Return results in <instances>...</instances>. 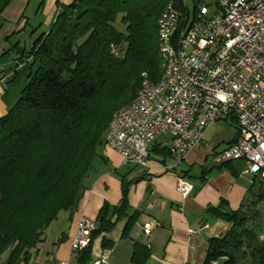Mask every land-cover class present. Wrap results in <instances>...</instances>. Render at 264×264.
Segmentation results:
<instances>
[{"label": "trees", "instance_id": "1", "mask_svg": "<svg viewBox=\"0 0 264 264\" xmlns=\"http://www.w3.org/2000/svg\"><path fill=\"white\" fill-rule=\"evenodd\" d=\"M12 1L0 0V26ZM171 1L185 12L183 0L58 4L51 29L35 40L27 54L32 59L30 79L19 101L0 117V256L9 252L7 264H28L58 215L78 207L93 161L107 145L115 113L137 97L143 73L155 82L163 77L157 26ZM119 19L125 31L117 29ZM122 184L121 204H104L94 218L92 240L103 235L106 249L113 244L107 234L119 221L126 219L127 237L139 218L137 211L129 214L125 176ZM263 203L264 179L255 176L240 208L231 210L223 200L206 209L232 228L210 240L203 264L221 257L228 258L225 264H264ZM92 240L79 252L78 264L90 260ZM134 246L133 264H145L150 250L142 243Z\"/></svg>", "mask_w": 264, "mask_h": 264}, {"label": "crops", "instance_id": "2", "mask_svg": "<svg viewBox=\"0 0 264 264\" xmlns=\"http://www.w3.org/2000/svg\"><path fill=\"white\" fill-rule=\"evenodd\" d=\"M73 0H13L3 12L0 26V117L19 101L31 75V57L27 56L35 40L51 29L59 12L58 4ZM238 123L233 116L221 117L206 130L200 146L178 166L172 159L170 135H160L149 145L151 157L146 168L127 164L122 155L105 145L94 160L93 169L84 182L78 207L61 212L60 235L48 249L45 241L33 250L28 264H45L49 255L78 264L79 253L72 250L81 215L97 217L104 204L119 206L122 200V177L130 183L129 214L139 213L130 235L123 237L126 219L119 221L107 237L113 241L109 264H133L135 243L150 250L145 264H203L212 238L226 235L232 223L208 214L206 209L223 200L237 210L248 199L255 176L245 174L244 159L221 162L218 154L238 137ZM162 138V140H159ZM185 177L194 188L184 196L177 188ZM64 214V215H63ZM116 218H114L115 220ZM159 224L150 237L143 225L150 220ZM103 235L92 240L91 258L99 259L104 248ZM8 256L0 264H7ZM25 264V263H21Z\"/></svg>", "mask_w": 264, "mask_h": 264}, {"label": "built area", "instance_id": "3", "mask_svg": "<svg viewBox=\"0 0 264 264\" xmlns=\"http://www.w3.org/2000/svg\"><path fill=\"white\" fill-rule=\"evenodd\" d=\"M183 0L185 12L169 2L158 19L159 44L165 72L159 81L143 73L137 97L110 121L107 145L127 164L146 168L149 145L170 135L175 165L200 146L206 130L221 117L233 116L238 137L218 154L228 162L244 159L245 174L264 179V0ZM114 53L117 51L114 49ZM177 188L190 196L194 185L179 177ZM159 222L143 225L150 237ZM97 222L81 215L72 250L91 244ZM104 249L92 264H109ZM45 264H72L49 255Z\"/></svg>", "mask_w": 264, "mask_h": 264}, {"label": "rangeland", "instance_id": "4", "mask_svg": "<svg viewBox=\"0 0 264 264\" xmlns=\"http://www.w3.org/2000/svg\"><path fill=\"white\" fill-rule=\"evenodd\" d=\"M208 4L212 5L215 3V0H205ZM190 8L192 10H194L195 8V1L194 0H188ZM117 29H120L121 31H125V26L123 25V23L121 22V20L119 19L117 21L116 24ZM159 140H162V138H160ZM264 204V203H263ZM64 215V214H63ZM63 218L62 216L54 221L47 229H46V233H45V239L46 241L45 243V247L48 249H51L55 243H53L54 241L57 240L58 236L60 235V228L63 227ZM9 254V252L4 253L3 255L0 256V261H4L5 257H7V255Z\"/></svg>", "mask_w": 264, "mask_h": 264}, {"label": "water", "instance_id": "5", "mask_svg": "<svg viewBox=\"0 0 264 264\" xmlns=\"http://www.w3.org/2000/svg\"><path fill=\"white\" fill-rule=\"evenodd\" d=\"M227 260H228L227 257H221L216 262H214V264H225L224 262L227 261Z\"/></svg>", "mask_w": 264, "mask_h": 264}]
</instances>
